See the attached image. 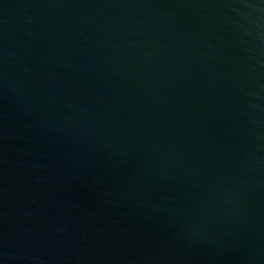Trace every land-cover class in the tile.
<instances>
[{
	"label": "water",
	"instance_id": "1",
	"mask_svg": "<svg viewBox=\"0 0 264 264\" xmlns=\"http://www.w3.org/2000/svg\"><path fill=\"white\" fill-rule=\"evenodd\" d=\"M0 264H264V0H0Z\"/></svg>",
	"mask_w": 264,
	"mask_h": 264
}]
</instances>
